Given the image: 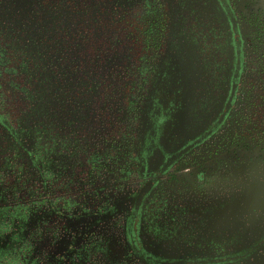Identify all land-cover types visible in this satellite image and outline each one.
<instances>
[{
	"label": "flooded vegetation",
	"instance_id": "flooded-vegetation-1",
	"mask_svg": "<svg viewBox=\"0 0 264 264\" xmlns=\"http://www.w3.org/2000/svg\"><path fill=\"white\" fill-rule=\"evenodd\" d=\"M0 264H264V0H0Z\"/></svg>",
	"mask_w": 264,
	"mask_h": 264
}]
</instances>
